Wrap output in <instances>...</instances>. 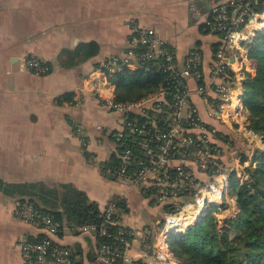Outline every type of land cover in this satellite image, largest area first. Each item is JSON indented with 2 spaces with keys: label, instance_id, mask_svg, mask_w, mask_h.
<instances>
[{
  "label": "crops",
  "instance_id": "1",
  "mask_svg": "<svg viewBox=\"0 0 264 264\" xmlns=\"http://www.w3.org/2000/svg\"><path fill=\"white\" fill-rule=\"evenodd\" d=\"M193 4L199 20L191 17ZM208 9V0H0V264H23L18 240L46 236L43 228L13 216L18 201L59 213L64 227L51 236L54 242L68 247L79 264H98V239L72 230L62 212L72 188L101 212L111 200L120 201L124 209L118 208L116 220L135 233L127 252L130 263H150L141 231H157L164 209L139 188L102 171L101 165L117 152L114 134L120 128V114L105 106L106 99L115 98V72L104 75L103 65L127 49L133 20L165 40L180 65L189 50L198 49L204 83H209L221 40L202 25ZM237 54L228 51L234 69L254 74L247 70L248 57ZM29 57L45 62L48 71L25 70L22 60ZM189 84L195 88L191 80ZM217 102L210 87L204 96H193L191 104L203 125L215 130L209 138L223 149V162L230 146L217 135L233 143L239 130L221 120ZM243 115L247 117L246 110ZM232 207L236 203L227 197L213 216L220 222L232 216Z\"/></svg>",
  "mask_w": 264,
  "mask_h": 264
},
{
  "label": "built area",
  "instance_id": "2",
  "mask_svg": "<svg viewBox=\"0 0 264 264\" xmlns=\"http://www.w3.org/2000/svg\"><path fill=\"white\" fill-rule=\"evenodd\" d=\"M208 1V14L202 25L206 31L218 34L221 40L210 68L209 83H204L202 55L198 49L189 50L180 65L165 40L152 28L133 20L129 24L127 49L103 65L104 75L144 63L151 64L144 68L146 72L164 75L158 90L139 100H105L109 111L120 114V128L114 138L122 147L117 154L119 165L105 173L129 188H139L164 209L157 232L149 227L141 231V245L151 257L149 264H172L168 252L172 238L193 226L202 215L206 216L210 207L222 211L230 189L231 172L223 171L218 163L223 149L209 138L215 130L203 125L198 109L191 102L193 96L202 97L213 87L219 96L217 111L224 123L243 112V76L234 69L228 51L239 52L241 45L251 43L254 33L263 30V24L259 26L257 22L264 19V0ZM191 17L194 20L201 17L194 4ZM22 64L28 71H48L45 62L33 57L24 58ZM189 80L195 84L194 89ZM199 174L206 179H200ZM117 210V201L111 200L102 211L99 225L71 228L102 241L95 263L131 262L127 252L135 233L116 220ZM13 216L46 231L40 240H18L23 264H74L72 251L51 237L63 229L61 221L20 201L14 205ZM154 234L157 237L151 243Z\"/></svg>",
  "mask_w": 264,
  "mask_h": 264
},
{
  "label": "trees",
  "instance_id": "3",
  "mask_svg": "<svg viewBox=\"0 0 264 264\" xmlns=\"http://www.w3.org/2000/svg\"><path fill=\"white\" fill-rule=\"evenodd\" d=\"M262 10L261 7L259 11ZM214 51L216 53L217 48ZM247 57L255 60V73H245L242 104L248 113V128L264 138V33L254 40ZM149 65L139 64L134 71L123 68L112 75L116 101L139 100L162 85L164 75L162 72H146L144 68ZM217 136L226 144H231L227 136L221 133ZM116 145V154L101 165L103 172L119 165L117 154L122 147L118 143ZM248 160L247 154H241L242 164ZM218 163L222 165L221 161ZM244 171L249 176L248 181L240 182L234 172L229 175V195L238 208L230 230H223L209 213L199 224L188 228L182 237L175 236L169 242V252L179 264H264V150H255ZM117 208L124 209L120 201H117ZM38 210L55 220H62L59 213ZM62 212L72 229L89 224L99 225L103 219L98 206L88 202L84 193L73 188L64 199ZM98 241L100 245L102 241ZM74 264L79 263L74 259Z\"/></svg>",
  "mask_w": 264,
  "mask_h": 264
},
{
  "label": "rangeland",
  "instance_id": "4",
  "mask_svg": "<svg viewBox=\"0 0 264 264\" xmlns=\"http://www.w3.org/2000/svg\"><path fill=\"white\" fill-rule=\"evenodd\" d=\"M257 23L259 24V26L262 25V24L264 26V19L263 18L260 19ZM263 33H264V31H262V30L254 33L255 36L253 35L254 37H253L251 43L249 42V43L241 45L240 46V51L238 52L237 55H241L242 54L241 56L244 55V57H247V54H248L249 50L253 46L254 40L258 37V35L263 34ZM232 55H234V52H233ZM234 56H236V55H234ZM248 65H249V67H247V70H249V72L250 71L251 72L254 71V73H255V68H254L255 60L254 59H249V64ZM236 68H237V72L238 73L240 72V74L243 77H245V74H242V72L240 70V67H239V69H238V67H236ZM242 108H243V104H242ZM242 111L243 112L241 114H239V116H237V114H236V116H232L231 117L232 126L234 124V129L239 130V132L236 133V135L238 136V139L236 137L237 140L234 139V142L231 143L230 148L227 151V155L229 157L228 156L226 157L225 156L226 154H224V156L226 158L223 159L224 163L222 162V166H221L223 171L234 172L237 175V177L240 179V182H243L245 180H247V181L249 180V176L244 171V168L249 166L250 159L252 158L255 150L258 149L259 147H260V149L264 150V144H261V142L259 141V138L261 136L248 128L247 117L245 118L244 115H243L244 108H243ZM247 115H248V113H247ZM250 149H252V150H250ZM248 150H250V152H248ZM241 154H247L248 158H249V160L247 162L243 163V164L240 161L241 160ZM228 164H229V166L227 167ZM227 197L229 199L231 198L230 195H229V191H228V194H227L226 198ZM220 211L221 210H218L217 208L210 207V209L208 210V213L206 214V216L209 215V213L211 215H213L214 213H218ZM232 211H233L232 216L231 215H230V217L227 216L223 220H221L220 222L214 216L216 218V220L218 221L219 226L222 227L223 230H225V231H229L230 230V223L232 221L236 220L237 213H238V208L232 207ZM155 237H157V234L153 235V237L151 238V243L154 242ZM168 252H169V249H168ZM169 254H170V258H171L172 262L175 263V264H179V262L172 256V254L170 252H169Z\"/></svg>",
  "mask_w": 264,
  "mask_h": 264
},
{
  "label": "water",
  "instance_id": "5",
  "mask_svg": "<svg viewBox=\"0 0 264 264\" xmlns=\"http://www.w3.org/2000/svg\"><path fill=\"white\" fill-rule=\"evenodd\" d=\"M262 31H264V28H263ZM260 142H261L262 144H264V138H263V137H260ZM204 216H205V214L202 215L200 218H198L197 222H195V223L193 224V226L199 224V223L202 221V219H203ZM184 233H185V232H182V233L176 234L175 236H176V237H182V236L184 235Z\"/></svg>",
  "mask_w": 264,
  "mask_h": 264
}]
</instances>
